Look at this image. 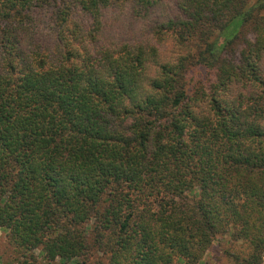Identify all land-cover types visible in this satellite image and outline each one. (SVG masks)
I'll use <instances>...</instances> for the list:
<instances>
[{
  "label": "trees",
  "instance_id": "16d2710c",
  "mask_svg": "<svg viewBox=\"0 0 264 264\" xmlns=\"http://www.w3.org/2000/svg\"><path fill=\"white\" fill-rule=\"evenodd\" d=\"M0 230L8 264H262L264 0H0Z\"/></svg>",
  "mask_w": 264,
  "mask_h": 264
},
{
  "label": "rangeland",
  "instance_id": "374dc122",
  "mask_svg": "<svg viewBox=\"0 0 264 264\" xmlns=\"http://www.w3.org/2000/svg\"><path fill=\"white\" fill-rule=\"evenodd\" d=\"M245 249L246 244L241 240L233 242L230 240L229 236L219 237L208 249L204 256V261L207 264H239L237 257L244 256ZM13 254L14 252L12 247L8 244L5 233L0 230V260L3 264H8ZM102 260H104V258ZM86 264H98V260L94 257L90 263ZM262 264H264V254Z\"/></svg>",
  "mask_w": 264,
  "mask_h": 264
}]
</instances>
